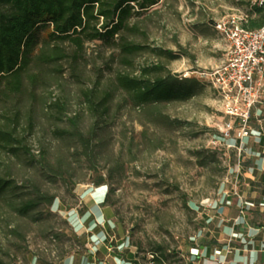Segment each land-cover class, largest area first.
Listing matches in <instances>:
<instances>
[{
	"label": "rangeland",
	"instance_id": "1",
	"mask_svg": "<svg viewBox=\"0 0 264 264\" xmlns=\"http://www.w3.org/2000/svg\"><path fill=\"white\" fill-rule=\"evenodd\" d=\"M254 2L159 0L147 10L135 7L128 29L116 37L146 50L126 56L116 45L93 41L77 52L66 42L60 45L65 59L31 64L23 104L33 125L28 141L32 164L40 168L39 155L44 151L59 179L39 178L33 166L15 169L14 175L19 181L28 176L40 180V188L56 201L41 210L40 222L2 214L0 264H128L130 250L138 256L136 264H147L157 248L165 255L158 251L155 255L162 264H184L188 250L196 247L198 220L202 208H207L201 202L208 199L213 205L227 196L240 197L243 163L252 165L257 159L244 156L257 144L248 137L239 151L235 145L239 127L233 124L226 134L229 118L210 87L197 89L186 102L135 107L116 87L115 78L138 75L140 69L156 63L165 71L151 73L149 78L167 73L194 78V72L220 67L228 46L215 23L231 15H248ZM47 32L38 31L36 49ZM155 50L171 52L175 59ZM89 90L95 102L106 100L107 112L101 119H94L93 108L84 99L83 93ZM261 100L264 105V94ZM73 118H77L75 129L69 123ZM77 133L94 136L88 149L73 136ZM197 152H201L200 161ZM100 176L111 210L108 224L100 230L106 232L105 245L110 249L93 255L95 246L87 234L74 231L68 214L72 210L81 216L87 211L81 191L94 186ZM12 227L18 228L17 234H10Z\"/></svg>",
	"mask_w": 264,
	"mask_h": 264
},
{
	"label": "trees",
	"instance_id": "2",
	"mask_svg": "<svg viewBox=\"0 0 264 264\" xmlns=\"http://www.w3.org/2000/svg\"><path fill=\"white\" fill-rule=\"evenodd\" d=\"M158 1L0 0V219L3 213H9L11 217L31 218L34 222H40L43 221L41 210L53 206L56 201L55 196L40 188V180L28 176L27 180L19 181L14 175L15 169L31 170L33 166V172L39 178L49 182L59 179L57 168L51 165L44 151L39 155L40 168L37 170L32 164L33 155L28 141L33 125L23 104L31 64H51L65 59L66 54L60 45L66 42L77 52L82 51L85 42L93 41L116 45L126 56L142 52L146 50L142 45L122 37L116 40V37L128 29L127 21L135 7L147 10ZM263 24V10L253 4L243 27L254 30ZM40 29L48 32L44 43L36 49V35ZM156 52L158 55H168L169 60L175 59L171 52ZM164 71V66L156 63L143 67L135 76L118 74L115 78L116 87L126 94L135 107L171 101L186 102L196 95L197 89L208 87L195 78L180 79L169 73L149 78L151 73L161 74ZM83 96L93 108L94 119H101L107 112L105 98L95 102L92 90L86 91ZM52 106L58 107V104L53 103ZM69 123L74 129L77 128V118L70 119ZM73 136L85 149L94 139V136L85 138L79 133ZM218 138L223 139L221 136ZM196 155L199 161L203 159L201 152ZM202 163L199 165L204 167ZM93 185L106 186L101 176ZM107 196L108 193L102 206H107ZM17 232V227L10 228L11 235ZM157 251L165 257L161 248H157L151 255L152 264L163 263L155 256Z\"/></svg>",
	"mask_w": 264,
	"mask_h": 264
},
{
	"label": "crops",
	"instance_id": "3",
	"mask_svg": "<svg viewBox=\"0 0 264 264\" xmlns=\"http://www.w3.org/2000/svg\"><path fill=\"white\" fill-rule=\"evenodd\" d=\"M250 124L253 128L249 141L257 144V148L249 149L244 159L254 156L257 159L252 165L248 161L244 162L241 168L238 193L242 201L227 196L215 202L212 208H202L196 247L188 250L184 264H264L263 104L254 108ZM106 195V186H86L81 191L80 199L88 203L87 211L81 216L72 210L68 214V221L74 231L87 234L88 241L95 246L91 248L93 255H103L110 249L105 245L106 232L100 230V227L104 229L105 223L108 224L111 214L107 206H102ZM85 223L88 225L83 226ZM128 257V264L138 261L137 254L131 250ZM146 262L152 264L150 260Z\"/></svg>",
	"mask_w": 264,
	"mask_h": 264
},
{
	"label": "built area",
	"instance_id": "4",
	"mask_svg": "<svg viewBox=\"0 0 264 264\" xmlns=\"http://www.w3.org/2000/svg\"><path fill=\"white\" fill-rule=\"evenodd\" d=\"M254 4L262 8L264 14V0H255ZM245 18L246 15L237 14L215 23L216 32L228 46L226 59L214 70L193 73L196 80L216 92L222 112L229 118L224 126L226 134L233 124L239 127L236 132L239 151L243 141L250 136L252 112L262 104L264 94V24L248 30L243 27ZM178 77L190 78L188 74ZM200 205L213 207L208 199Z\"/></svg>",
	"mask_w": 264,
	"mask_h": 264
}]
</instances>
